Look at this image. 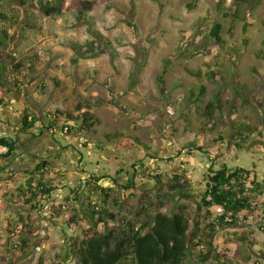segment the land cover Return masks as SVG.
Segmentation results:
<instances>
[{"label":"rangeland","instance_id":"374dc122","mask_svg":"<svg viewBox=\"0 0 264 264\" xmlns=\"http://www.w3.org/2000/svg\"><path fill=\"white\" fill-rule=\"evenodd\" d=\"M92 1L94 7L88 16L101 36L93 35L91 28L78 23L74 15L46 18L36 9H9L10 14L31 15L40 29L28 30L20 41L14 34L4 63L25 66L23 88L36 95V112L41 116L74 111L82 103L84 110L100 118L98 134L87 135L81 141L87 148L81 152L89 174H111L116 178L122 170L119 176L124 177L137 165V196L120 198L123 208L113 207L112 211L122 219L140 206L158 208L162 200L150 176L161 175L162 181L168 183L174 175H182L189 180L192 193L199 195L214 161L216 170L225 163L229 169L243 168L252 174L257 170L260 181L264 180V148L240 151L231 138L234 123L264 128V0L257 7L255 0H248L236 19L225 15L230 7L239 9L234 0H197L195 8L188 6L194 0ZM215 23L222 24L223 46L210 38ZM71 42L80 45L85 58L77 54ZM170 56L177 58L164 76L165 83H161L163 61ZM188 70L201 76H192ZM211 71L219 78L211 80L207 75ZM43 82L48 90L39 96L38 87ZM201 86H206L207 92L198 107L191 93L197 95ZM217 93L234 106L232 114L225 105L223 111L207 116L206 106ZM113 133L120 134L119 139L107 141L104 136ZM136 139L153 149L160 159H143L145 148L137 142L132 148L116 149L120 140ZM192 142L201 143L212 153L189 154L185 148ZM102 185L108 187L110 183L103 181ZM65 195L66 191L55 192L46 210L37 217L39 222L42 217L46 221L40 226L42 244L30 264H76L55 257L64 239L58 231L62 223L53 225L59 229L48 230L53 205ZM196 202L197 199L183 200L179 205H187L190 212H195ZM259 202L262 211L264 196ZM176 205L166 201L163 213L169 215ZM0 214L5 218V213ZM250 220L234 230L247 238L242 245L230 243L232 237L225 238L222 233L218 236L220 244L232 246L235 264H264V232L258 229L263 224Z\"/></svg>","mask_w":264,"mask_h":264},{"label":"trees","instance_id":"16d2710c","mask_svg":"<svg viewBox=\"0 0 264 264\" xmlns=\"http://www.w3.org/2000/svg\"><path fill=\"white\" fill-rule=\"evenodd\" d=\"M260 1L255 0L254 7H257ZM247 2L248 0H234L239 9L230 7L229 13L225 15L233 19L239 18L240 8ZM188 6L197 7V0ZM93 7L92 0H0V106L7 103L4 90L6 82L12 80L17 87L23 84L21 79L25 66L22 63L12 66L4 63L9 54L10 41L14 34L21 40L25 38L28 30L40 29L31 15L25 17L10 14L9 9H36L46 18L74 15L78 23L91 28L93 35L101 36L93 18L88 16ZM210 38L218 46L224 45L221 23L213 25ZM69 44L81 58L86 57L80 45L73 42ZM176 58L170 56L163 61L164 69L159 78L161 83H165L164 76L168 75L169 66ZM261 58L264 60V53ZM28 66H32V63L29 62ZM188 72L195 77L201 76L191 70ZM207 75L211 80L219 78L214 71ZM47 90L44 82L38 87L40 95L45 94ZM206 92L207 87L201 86L197 95L191 93L195 96V106L203 102ZM246 102L255 106L250 101ZM262 104L264 122V100ZM225 105L230 107L229 113L232 114L234 106L229 101L224 102L220 93H217L206 106L207 116L211 117L212 113L223 111L227 108ZM83 107V104L79 103L74 111L47 113L49 129H54L59 121L61 130L70 137L96 136V128L101 124V120L90 110L84 111ZM39 121L37 116L29 114L25 118L26 130L33 128ZM104 137L112 142L118 140L120 134H106ZM231 138L234 146L240 151L251 152L264 148V128L234 123ZM119 142L121 144L115 147L116 149L129 146L132 148L137 146V142L145 148L143 159H160L153 149L146 144H140L138 139ZM1 146L8 148L5 157L18 149V144L12 137H0ZM185 149L189 150V154L195 151L210 156L212 153V150L196 142L190 143ZM210 159L213 160L212 157ZM215 164L209 166L201 186L203 190L199 195L192 193L189 180L182 175H174L168 183L162 181L161 175L150 176L155 182V190L160 195L163 194L159 195L162 200L160 206L154 210L148 206H140L122 219L112 208H123L118 202L120 198L130 199L137 196L135 182L140 171L136 164L132 166V171L127 172V177L119 176L124 172L122 170L117 173L116 178L111 174H90L81 186L67 185V194L61 202L53 205L52 220L49 221L51 225L61 222V230L58 231L59 234H64L63 243L58 249L59 254L56 253L55 257H63L66 262L76 264H235L232 246L220 244L218 236L222 233L225 238L232 237L228 240L230 243L242 245L247 238L234 230L236 226L251 221L250 218L261 222L263 225L258 229L264 232V209L260 211L259 202L264 196V180L260 181L257 170L252 174L243 168L229 169L225 163H220L222 165L216 170ZM46 169L48 162L36 166L31 177L18 189L16 199L9 198L6 203L0 204V212L5 213V218L0 216V264H30L34 260L36 248L42 244L39 223L33 224L31 220L34 216H41L47 202H50L54 193L60 189L54 182L58 174ZM103 181L110 183V186L104 187ZM2 191L3 188L0 197ZM195 199V212H190L187 205H179L183 200ZM166 201H174L177 204L169 215L163 213ZM262 206L264 207V203ZM218 207L222 208V213L217 212Z\"/></svg>","mask_w":264,"mask_h":264},{"label":"crops","instance_id":"0c3cea01","mask_svg":"<svg viewBox=\"0 0 264 264\" xmlns=\"http://www.w3.org/2000/svg\"><path fill=\"white\" fill-rule=\"evenodd\" d=\"M11 81L6 82L4 88L7 103L0 106V137L14 138L18 149L0 161V178L3 182L0 204L6 203L9 198L16 199L18 189L31 177L36 166L44 162H48L46 170L58 174L54 182L60 189L56 192L66 191L67 194V185L81 186L90 175L85 169L84 155L81 152L87 149L85 143H81L82 138L87 135L79 138L70 137L61 130L59 121L54 129H49L47 113L41 116L36 112V95L29 94L27 88H23V84L17 87ZM29 114L37 116L40 121L33 128L26 130L25 118ZM74 142H76L75 146H73ZM37 217L31 222L40 223L39 226H42V222L46 221L45 218H40L39 222ZM51 220L48 218V223ZM53 225L51 230L59 229L58 226Z\"/></svg>","mask_w":264,"mask_h":264},{"label":"built area","instance_id":"2783aa9c","mask_svg":"<svg viewBox=\"0 0 264 264\" xmlns=\"http://www.w3.org/2000/svg\"><path fill=\"white\" fill-rule=\"evenodd\" d=\"M7 154H8V148L4 147V146H1L0 147V160H1V158L5 157ZM2 188H3V182H2V180L0 178V191H1ZM217 212L218 213H222V208L218 207L217 208Z\"/></svg>","mask_w":264,"mask_h":264}]
</instances>
